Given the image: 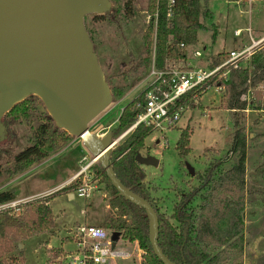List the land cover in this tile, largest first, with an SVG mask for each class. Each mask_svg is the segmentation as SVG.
I'll return each mask as SVG.
<instances>
[{"label": "trees", "instance_id": "1", "mask_svg": "<svg viewBox=\"0 0 264 264\" xmlns=\"http://www.w3.org/2000/svg\"><path fill=\"white\" fill-rule=\"evenodd\" d=\"M110 10L103 15H94V20L106 22L121 28V14L125 19L134 15L131 1L119 6L116 0H109ZM149 17L144 35L143 59L121 73L125 80L139 67L150 68L151 49L154 46V68L164 69L169 60H186L187 48L198 43L197 33L204 29L200 17V0H174L171 17H168L169 0H146ZM85 20V19H84ZM215 34L213 35V40ZM183 47H180V46ZM93 48V46H92ZM93 52L95 53L94 49ZM226 53L217 54L211 59L209 68L222 64ZM112 101L126 93V87L111 85V78H104ZM210 81L202 88L180 100L175 109L188 106L190 110L199 108L193 96L202 97L214 87ZM224 87L221 105L229 111L233 132L227 142L230 149L224 158L208 166L203 175L195 174L201 192L199 205L192 209L191 194H184L174 206L173 214L166 216L154 204L151 190L146 181V172L135 161L136 155L145 148V141L152 130L139 125L129 131L109 153V167L116 179L132 193L145 200L157 217V245L162 254L174 264H244L243 255V209L248 195L246 176V135L242 127V117L238 114L248 107L264 111V43L252 55L247 67L231 69ZM146 91L141 92L121 111L117 126L109 135L114 142L134 124L136 115L145 105ZM248 95L249 101L243 100ZM256 110V109H255ZM4 136H9L16 125L23 126L29 134V144L12 152L7 142L0 148V180L12 178L34 167L51 155L66 147L73 139L68 132L58 128L47 113L42 101L29 96L16 104L3 116ZM191 129H182L176 142V152L180 159H186L192 152L190 148ZM1 150V149H0ZM236 158L228 167L225 164ZM93 181L104 186L107 193V209L104 216L105 228L119 233L121 240L136 244L141 254L139 264H162L155 256L149 242V220L145 210L118 195L100 163L89 167ZM82 178L66 185L43 200L24 205L18 216L9 212L0 213V258L13 250V243L46 233L54 227L55 217L50 202L60 193L72 194L80 185ZM15 199L14 190L0 193V203ZM70 241V239H65ZM63 254L62 251H58ZM21 254V251H19Z\"/></svg>", "mask_w": 264, "mask_h": 264}, {"label": "rangeland", "instance_id": "2", "mask_svg": "<svg viewBox=\"0 0 264 264\" xmlns=\"http://www.w3.org/2000/svg\"><path fill=\"white\" fill-rule=\"evenodd\" d=\"M127 1H131L134 15L125 19L121 14L120 29L115 25L94 20V15H89L84 20V27L92 42L102 75L104 78H111L112 86L127 89L122 97L111 100L109 107L89 125V131L105 141H109L111 131L117 126L122 109L153 81L151 67L154 63V46L151 49L149 69L143 70L139 67L127 80L121 75L144 58V35L149 23L146 0H116L120 7ZM200 5L201 12L208 13L209 10L211 17L204 19L207 27L205 31L199 30L197 33L198 43L188 48L189 58L193 63L198 62V59H193V52L196 50L202 54L201 64L195 65L208 66L218 53L247 47L251 44V38L256 42L262 41L253 49L252 55L255 56L264 43V37H261L264 36V0H244L239 4H236L235 0H200ZM203 18L205 17H202V21ZM237 30H240V35L235 37ZM214 33L216 35L213 40ZM251 58L252 56L241 66L247 67ZM222 96L223 92L210 89L200 97L199 108L184 112L178 125L166 133L164 140L161 139V133L153 132L146 139L145 148L139 152L142 157L155 162L143 167L154 204L161 214L172 215L174 206L184 194H191L190 207L195 209L200 202L199 181L195 175H188L186 165L189 164L195 174L203 175L210 164L222 160L229 151L230 144L227 139H230L233 126L229 111L221 105ZM255 109L248 107L238 114L243 119L242 127L247 138L245 183L248 195L242 211L244 264H264V111ZM187 126L192 131V152L182 160L175 148L181 130ZM120 137L115 141L119 142L123 138ZM73 139L82 143L80 139ZM5 142L9 144L8 149L12 152L23 149L29 144L27 129L16 125L11 129L9 136L0 135V145ZM83 147L85 150L82 151L73 147L60 156L57 152L17 176L3 177L0 180V193L13 189L15 200H18L59 190L60 184L74 172L88 167L89 164L93 165L92 154L84 145ZM235 160L234 157L224 167L233 164ZM86 175L89 177V185L93 188L90 199L78 198L76 194L70 199L69 195L63 192L50 202L55 217V235L49 237V242L47 236L41 234L13 243V250L1 256L0 264H64L65 253L74 250L70 237V241L64 239L77 224H93L107 230L104 224L107 193L103 185L93 181L89 168ZM32 202L36 201L28 203ZM83 212L86 215H83ZM59 248H64L63 254L58 253L61 250L56 249ZM115 249L128 253L129 258L115 260L110 264H139V258L136 256L139 255V250L136 244L119 239Z\"/></svg>", "mask_w": 264, "mask_h": 264}, {"label": "water", "instance_id": "3", "mask_svg": "<svg viewBox=\"0 0 264 264\" xmlns=\"http://www.w3.org/2000/svg\"><path fill=\"white\" fill-rule=\"evenodd\" d=\"M110 8L109 0H0V135H5L3 116L27 97H38L55 125L82 141L93 156L91 165L100 163L118 195L145 210L155 256L162 264H174L157 245L152 207L126 189L109 167V153L118 140H100L89 131L112 97L84 19ZM135 161L141 166L155 163L139 153ZM186 170L195 175L189 164ZM120 238L112 233L113 246Z\"/></svg>", "mask_w": 264, "mask_h": 264}, {"label": "built area", "instance_id": "4", "mask_svg": "<svg viewBox=\"0 0 264 264\" xmlns=\"http://www.w3.org/2000/svg\"><path fill=\"white\" fill-rule=\"evenodd\" d=\"M235 1L236 4H239L243 0ZM174 4V0H169L168 17H171ZM239 35L240 31H236L235 36ZM261 42H256L251 38L250 45L228 52L225 61L213 68L208 66L198 67L187 63L185 60H169L166 62L164 69L158 71L153 64L151 67L153 81L146 89V103L141 107V112L136 115V120L130 129L144 125L150 128L152 133H161V139L164 140L166 133L178 125L183 113L190 111L188 106L175 109L176 104L193 91L202 88V86L213 80L216 84H214L212 89L224 92L222 83L227 82L230 70L241 67L242 63L252 56L253 49ZM180 47L183 46L181 45ZM193 57L200 62L202 60V54L198 51L193 53ZM249 98L248 95L243 96V100L249 101ZM199 100L200 97L197 95L193 96L195 105H199ZM89 166L81 169L71 180L73 182L79 177L82 178L81 185L72 193V195L76 194L78 198L88 199L92 193L91 190L93 188L89 185V177L86 175V170ZM62 188L59 187V190ZM52 193L54 192L41 193L24 199H14L0 203V213L9 212L18 216L23 205L33 200H43ZM69 237L74 245V250L65 253L63 257L64 264H110L115 260L129 258L128 253L118 252L115 249L116 243L113 246L112 232L102 227L78 224L69 231ZM140 254L139 250V255L136 256L139 258Z\"/></svg>", "mask_w": 264, "mask_h": 264}, {"label": "crops", "instance_id": "5", "mask_svg": "<svg viewBox=\"0 0 264 264\" xmlns=\"http://www.w3.org/2000/svg\"><path fill=\"white\" fill-rule=\"evenodd\" d=\"M244 1V0H243ZM208 10V9H207ZM211 17V12L208 10V18L207 17H205V18H203V21L201 20L202 19V17H200V23H201V25H203V27H204V29H202L203 31H205V29L207 28L206 26H205V23H206V20L207 19H209ZM204 19H206L205 21H204ZM237 31H240V30H237ZM236 32V31H235ZM215 35H216V33H214ZM234 36H235V33H234ZM236 37V36H235ZM261 37H264V36H261ZM258 39V38H257ZM245 46V45H244ZM189 48V47H188ZM188 48H187V58H186V62L187 63H191V64H197V63H199V64H201L200 63V61L198 60V62H196V63H193L192 61H191V59L189 58V54H188ZM243 48V47H242ZM230 51H233V50H230ZM229 51V52H230ZM194 52H196V50L194 51ZM193 52V53H194ZM199 52V51H198ZM221 53V52H220ZM220 53H218V54H220ZM227 54V53H226ZM193 59H195L194 57H193ZM196 60V59H195ZM79 144V145H78ZM76 145H78V146H76ZM73 147H75V148H77L78 150H80V151H82V149L84 148L83 147V145H82V143H79V141H75L74 139H72V141L70 142V144H68L66 147H64L62 150H60V152H58V156H60V155H63L64 153H66L68 150H72V148ZM83 150H85V149H83ZM142 168L144 169V167H143V165H142ZM145 170V169H144ZM79 172V170H77L76 172H74L69 178H67L62 184H60V186L59 187H65L66 185H68L70 182H71V180L73 179V177L75 176V175H77V173ZM58 187V188H59ZM69 195V198L70 199H73L74 198V195H72V194H68ZM91 197H89L88 199H90ZM90 206V205H89ZM105 209H107V206H105ZM83 215H86V213L85 212H83L82 213ZM78 225V224H77ZM90 225H93V224H90ZM93 226H96V225H93ZM55 227V226H54ZM99 227V226H98ZM54 230V228H52L51 230H49V231H47L45 234H42V235H45V236H47V241L49 242V237L50 236H52V235H55V234H53V231ZM55 233V232H54ZM48 234H50V235H48ZM68 234H69V232H68ZM65 239H69V236H67ZM64 239V240H65ZM63 242V241H62ZM50 249H52L50 246H48ZM54 249V248H53ZM56 250H61V251H65L64 250V248H59V249H56Z\"/></svg>", "mask_w": 264, "mask_h": 264}]
</instances>
